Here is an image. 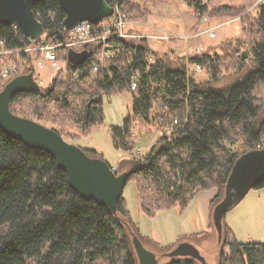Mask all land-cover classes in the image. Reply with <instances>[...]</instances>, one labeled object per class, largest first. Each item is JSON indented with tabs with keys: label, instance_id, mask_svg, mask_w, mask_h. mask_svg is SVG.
Returning <instances> with one entry per match:
<instances>
[{
	"label": "trees",
	"instance_id": "trees-1",
	"mask_svg": "<svg viewBox=\"0 0 264 264\" xmlns=\"http://www.w3.org/2000/svg\"><path fill=\"white\" fill-rule=\"evenodd\" d=\"M107 1L112 5L116 0ZM155 1L124 0L122 10L129 17L146 18L148 6ZM184 1L206 18L236 17L246 10L229 4L209 6L204 0ZM33 11L49 36L66 32L58 0H39ZM242 21L245 25L229 42L230 50L223 54L194 50L176 64L169 63L166 55L136 32L134 36L108 38L104 44L113 56L92 73V60H99L102 45L96 42L86 46L88 55L83 63L66 61L49 84L16 93L9 108L22 116H37L43 125L49 121L52 125L48 127L73 143L102 123L104 95H130L132 114L121 125H111L109 136L113 147L125 154L115 171L125 172L127 180L136 182L139 208L152 216L161 209L185 207L198 192L216 188L209 203L213 214L226 196L237 159L264 148V95L255 92L259 86L264 88V1ZM126 31L133 33L128 27ZM0 39L10 50L26 46L29 40L14 25H1ZM59 39L58 35L54 41ZM236 44L244 48L247 58ZM36 55L35 50L0 55V66L16 68L9 78L0 76V91L16 76L34 77L32 60ZM248 59L252 65L234 84L222 88L212 83L224 70L247 67ZM186 62L206 69L209 78L197 80ZM149 128L156 129L158 135L139 155L134 133ZM84 151L102 158L96 149ZM262 186L264 172L251 188ZM241 198L227 204L222 213ZM221 233L216 264H264V243L239 242L226 225ZM133 235L141 241L124 197L112 210L82 198L50 153L0 129V264H139ZM186 240L182 237L179 243ZM199 262L206 264L197 256L179 254L166 264Z\"/></svg>",
	"mask_w": 264,
	"mask_h": 264
},
{
	"label": "rangeland",
	"instance_id": "rangeland-1",
	"mask_svg": "<svg viewBox=\"0 0 264 264\" xmlns=\"http://www.w3.org/2000/svg\"><path fill=\"white\" fill-rule=\"evenodd\" d=\"M209 6L229 4L243 6L246 10L236 17L206 18L198 16L192 7L184 0H156L149 5L150 14L143 17H129L127 14V27L133 36L147 38L149 45L159 54L166 55L171 64H176L194 50H207L222 53L230 50L229 42L237 37L245 25L241 19L254 7L264 0H204ZM214 29V36L208 35V28ZM243 51V47L234 45ZM66 51L62 50L59 56L65 59L60 69H64ZM64 54L65 58L61 55ZM223 54V53H222ZM247 58V57H246ZM38 55L32 62L35 68V80L45 86L58 69L51 71L48 67L37 65ZM180 60V61H179ZM187 63V62H186ZM189 72L197 80L205 81L209 74L204 68L194 71V64L187 63ZM252 65L248 59L247 67L239 71L224 70L218 80L212 82L218 87L225 88L234 84L241 78ZM8 68L0 66L1 68ZM12 68V67H11ZM1 76V74H0ZM256 94L264 95L263 86L256 88ZM132 114V98L128 94H115L103 96V121L94 126L90 133L82 135L73 142L81 148L96 149L102 153V158L114 169L119 162L122 151L113 147L109 136L111 125L119 126L125 117ZM38 121L37 116L29 117ZM46 126H51L49 121ZM68 130H72L68 126ZM147 132H135L137 139L136 150L143 152L154 142L158 132L149 128ZM69 141V139H66ZM135 150V152H136ZM124 164L122 168H125ZM216 188L201 191L185 207L179 205L158 210L154 215H147L139 208L137 186L134 179H128L123 188L124 197L132 221L138 226L141 233L143 246L158 256V264H166L171 259L166 253L173 250L179 240L186 238L191 245L205 258L206 264H216L218 261L221 241V230L226 225L234 233L239 242H262L264 243V186L250 188L245 195L230 209L222 213L227 203H218L212 214L209 207L210 200L216 195ZM222 207V209L220 208ZM186 235V236H185ZM199 264H201L199 262Z\"/></svg>",
	"mask_w": 264,
	"mask_h": 264
},
{
	"label": "water",
	"instance_id": "water-1",
	"mask_svg": "<svg viewBox=\"0 0 264 264\" xmlns=\"http://www.w3.org/2000/svg\"><path fill=\"white\" fill-rule=\"evenodd\" d=\"M37 1L39 0H0V26L15 25L30 39L43 35L44 26L33 11ZM58 2L64 12L63 25L67 30L82 21L96 23L113 12V6L107 0ZM241 54L247 57L244 51ZM87 55L86 46L81 50L70 49L67 51L66 60L70 64L78 65L84 62ZM36 89L37 83L31 75L16 76L4 85L0 91V129L28 146L50 153L58 167L66 172L70 187L82 198L114 209L127 181L125 172L117 174L103 158L88 155L84 149L65 140L54 129L10 110L9 102L16 93ZM263 172L264 148L242 154L230 173L226 196L221 204H229L241 198L260 180ZM132 243L139 264H158L155 254L146 249L136 235L132 236ZM179 254L197 256L205 262L197 248L187 241L178 243L173 250L166 253L170 257Z\"/></svg>",
	"mask_w": 264,
	"mask_h": 264
},
{
	"label": "built area",
	"instance_id": "built-area-1",
	"mask_svg": "<svg viewBox=\"0 0 264 264\" xmlns=\"http://www.w3.org/2000/svg\"><path fill=\"white\" fill-rule=\"evenodd\" d=\"M124 0H116L113 6L112 14L96 23H90L88 21H82L74 26L72 29L67 30L62 23V30L66 32L57 34L56 36H49L44 33L37 39H30L26 46L20 49H5L4 42L0 39V55H6L14 51H30L35 50L38 55L37 65L39 67H48L51 71L60 69L62 62L65 59H62L59 54L62 50L66 52L70 49L81 50L85 46H93L96 42H101V48L99 53V60H92V73H95L99 70L101 63L104 59L110 58L113 56V51L106 48L104 42L108 38L112 37H126L132 36L131 33L126 31L127 26V15L122 10V2ZM37 17V16H36ZM39 20V19H38ZM40 21V20H39ZM208 35L210 37L214 36V29L208 28ZM61 36L62 39L54 41L57 36ZM152 60V57H150ZM200 69L199 65H194V71ZM16 73V68H1L0 74L2 78H9L10 76ZM136 86L135 82H131V88L134 89ZM137 154L143 155L140 149L136 150Z\"/></svg>",
	"mask_w": 264,
	"mask_h": 264
},
{
	"label": "flooded vegetation",
	"instance_id": "flooded-vegetation-1",
	"mask_svg": "<svg viewBox=\"0 0 264 264\" xmlns=\"http://www.w3.org/2000/svg\"><path fill=\"white\" fill-rule=\"evenodd\" d=\"M15 26V25H14ZM37 76V75H36ZM36 76L33 77V80L38 84V81L35 80Z\"/></svg>",
	"mask_w": 264,
	"mask_h": 264
},
{
	"label": "crops",
	"instance_id": "crops-1",
	"mask_svg": "<svg viewBox=\"0 0 264 264\" xmlns=\"http://www.w3.org/2000/svg\"><path fill=\"white\" fill-rule=\"evenodd\" d=\"M202 191H204V190H202ZM200 192H201V191H200ZM200 192H198L196 195H199ZM196 195H195V197H196ZM193 199H194V198H193ZM193 199H192V200H193Z\"/></svg>",
	"mask_w": 264,
	"mask_h": 264
}]
</instances>
